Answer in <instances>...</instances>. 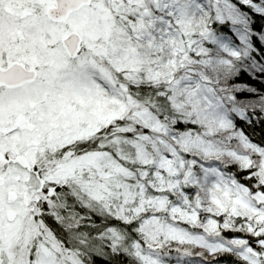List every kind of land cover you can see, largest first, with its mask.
<instances>
[{"label": "snow or ice", "instance_id": "snow-or-ice-1", "mask_svg": "<svg viewBox=\"0 0 264 264\" xmlns=\"http://www.w3.org/2000/svg\"><path fill=\"white\" fill-rule=\"evenodd\" d=\"M0 264H264V0H0Z\"/></svg>", "mask_w": 264, "mask_h": 264}]
</instances>
